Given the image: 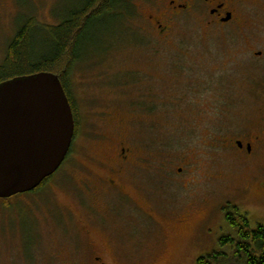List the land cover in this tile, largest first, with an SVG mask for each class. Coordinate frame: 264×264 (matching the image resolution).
I'll list each match as a JSON object with an SVG mask.
<instances>
[{
    "label": "rangeland",
    "instance_id": "1",
    "mask_svg": "<svg viewBox=\"0 0 264 264\" xmlns=\"http://www.w3.org/2000/svg\"><path fill=\"white\" fill-rule=\"evenodd\" d=\"M86 1L0 0V65L23 24L59 25ZM129 2L131 11L88 30L71 67L79 125L64 163L40 191L0 198V264L98 263L89 259L88 216L103 208L100 181L120 169L123 146L130 163L118 203L126 217L110 211L101 227L90 225L91 241H115L109 264H198L224 251L229 208L264 225V148L248 161L233 147L264 109V53L249 50L264 52V0H244L241 18L227 26L185 15L169 34L148 20L153 0ZM47 40L36 33L34 50Z\"/></svg>",
    "mask_w": 264,
    "mask_h": 264
},
{
    "label": "water",
    "instance_id": "2",
    "mask_svg": "<svg viewBox=\"0 0 264 264\" xmlns=\"http://www.w3.org/2000/svg\"><path fill=\"white\" fill-rule=\"evenodd\" d=\"M75 128L58 74L38 72L0 83V198L32 192L55 174Z\"/></svg>",
    "mask_w": 264,
    "mask_h": 264
},
{
    "label": "trees",
    "instance_id": "3",
    "mask_svg": "<svg viewBox=\"0 0 264 264\" xmlns=\"http://www.w3.org/2000/svg\"><path fill=\"white\" fill-rule=\"evenodd\" d=\"M131 9L129 0H87L81 7L69 13L59 25H37L31 22L23 24L10 42L6 58L0 65V83L38 72L56 73L62 81L76 117L68 80L71 67L86 43L88 30L105 19L120 18V12ZM38 32L48 39L41 52L35 51L32 44ZM48 179L33 192L40 191ZM3 200L6 204L9 201ZM225 221L233 231L220 239L224 251L202 256L198 259V264H264V225L253 222L249 213L242 212L238 207L227 212ZM221 255L233 257L224 260Z\"/></svg>",
    "mask_w": 264,
    "mask_h": 264
},
{
    "label": "flooded vegetation",
    "instance_id": "4",
    "mask_svg": "<svg viewBox=\"0 0 264 264\" xmlns=\"http://www.w3.org/2000/svg\"><path fill=\"white\" fill-rule=\"evenodd\" d=\"M153 1L155 6V12L149 16L148 20L155 27V30L160 32L161 34H169L172 24L185 15H191L197 18H201L202 20L205 21L204 23H206L208 27L227 26L233 22H238V20L241 18V14H240L241 9L244 6V0H153ZM249 50L250 52H253V55L255 56H262V54L264 53L262 50L255 51L251 47ZM75 123H76V128H75L73 143L75 142L77 136L76 135L77 129L79 125V121L76 117H75ZM233 147L236 150H240L242 152L243 157H245L248 161H250V159L253 160L252 155L253 154L257 155L259 151H261L264 148V109L261 112V116L257 123L256 129L248 132L244 138L242 137L241 139H235L233 141ZM71 150L72 147L70 149V152ZM120 159H121L120 169L119 168L115 169L116 171H114V174L108 175L103 179H101L100 181L99 195L101 197L103 196L102 199L103 208L100 210L94 209L99 213L93 212V214L91 213L88 216L89 225L86 232L88 234V239L90 240L89 248L93 249V250L91 249L93 252H91L89 259H91L93 263L98 262L96 264H109V262L106 261L105 256L109 253V249L111 248L112 244H114L115 241L111 240L112 244L111 242L97 244L91 241V235L94 231L92 226L96 228L101 227L103 220L107 219L110 211H112V213L115 214V216H113L114 219H121L124 218L125 216L122 213V209L120 207V203H118V200L121 199L122 195L124 194L127 195L124 186L125 182L123 180L125 175L124 174L125 170H121V168L125 167L128 163H130V150L128 148L124 146L121 148ZM186 162H187L186 164L187 167L189 165H192V163L188 162V159L186 160ZM185 171H186L185 166L178 168L179 173H184ZM129 178L132 183L133 178H131V176ZM86 185H91V184L89 182H86ZM259 191H260L259 193L261 194L259 195L262 198H264V180L259 182ZM136 207L141 209V211L143 212L141 213L145 216L146 219L148 218L150 220L156 221L154 219L152 209L146 211V209H143V207L140 205H137ZM132 210L135 212L136 208L135 209L133 208ZM231 210L232 209L229 208L227 209V212H230ZM126 214L133 215L131 211H127V210H126ZM178 217H181V215H179ZM210 218H211V214H208L205 222H208ZM203 225H200L199 228L197 229L198 231H197L196 239L201 238L200 234L203 232L201 230ZM113 226L114 223L112 224V227ZM204 233L208 234V230L204 231ZM109 234L112 237L113 236L116 237L115 235H117V233L113 232L112 230H110ZM117 237L114 239L115 240L121 239ZM119 240L116 241L118 248L116 246L115 249L120 253L122 250L120 248Z\"/></svg>",
    "mask_w": 264,
    "mask_h": 264
}]
</instances>
